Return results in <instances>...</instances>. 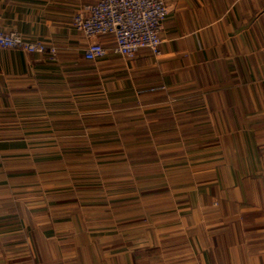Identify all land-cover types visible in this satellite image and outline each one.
Returning a JSON list of instances; mask_svg holds the SVG:
<instances>
[{
    "label": "crops",
    "instance_id": "crops-1",
    "mask_svg": "<svg viewBox=\"0 0 264 264\" xmlns=\"http://www.w3.org/2000/svg\"><path fill=\"white\" fill-rule=\"evenodd\" d=\"M95 1L0 0L56 52L0 50V264H264V0H164L130 63L82 59Z\"/></svg>",
    "mask_w": 264,
    "mask_h": 264
},
{
    "label": "built area",
    "instance_id": "built-area-1",
    "mask_svg": "<svg viewBox=\"0 0 264 264\" xmlns=\"http://www.w3.org/2000/svg\"><path fill=\"white\" fill-rule=\"evenodd\" d=\"M164 0H96L80 6L71 17V32L85 41L82 59L93 62L114 55L132 62L140 51H146L159 61L163 24L167 15ZM109 36L113 46L103 48L97 39ZM0 50H16L24 54H39L48 61L56 59L55 48L37 41H25L16 31L0 28ZM211 205H216L213 198Z\"/></svg>",
    "mask_w": 264,
    "mask_h": 264
},
{
    "label": "rangeland",
    "instance_id": "rangeland-1",
    "mask_svg": "<svg viewBox=\"0 0 264 264\" xmlns=\"http://www.w3.org/2000/svg\"><path fill=\"white\" fill-rule=\"evenodd\" d=\"M120 59H121V61H126V60H123L122 58H120ZM112 146H113V149H111V151H113L112 154H107L105 149H101V150H99V154L97 156H95V155L82 156V158H83L82 161L85 162L89 159L93 163H100V164L106 163V162H117V163L123 162V155H122L120 146L119 145H112ZM126 158H127V156L124 154V160ZM96 174H97V177L100 178L102 173H101V171L98 170L96 172Z\"/></svg>",
    "mask_w": 264,
    "mask_h": 264
}]
</instances>
